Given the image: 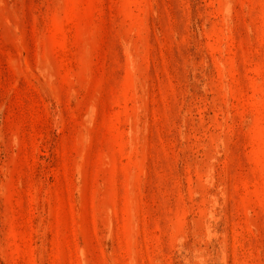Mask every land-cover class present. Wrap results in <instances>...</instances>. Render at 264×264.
<instances>
[{"label": "rangeland", "instance_id": "374dc122", "mask_svg": "<svg viewBox=\"0 0 264 264\" xmlns=\"http://www.w3.org/2000/svg\"><path fill=\"white\" fill-rule=\"evenodd\" d=\"M0 264H264V0H0Z\"/></svg>", "mask_w": 264, "mask_h": 264}]
</instances>
